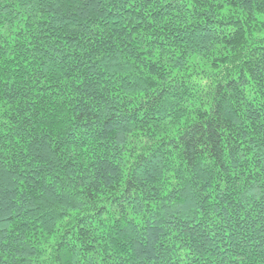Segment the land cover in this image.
Here are the masks:
<instances>
[{
    "label": "trees",
    "instance_id": "trees-1",
    "mask_svg": "<svg viewBox=\"0 0 264 264\" xmlns=\"http://www.w3.org/2000/svg\"><path fill=\"white\" fill-rule=\"evenodd\" d=\"M0 264H264V0H0Z\"/></svg>",
    "mask_w": 264,
    "mask_h": 264
}]
</instances>
